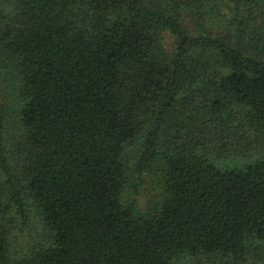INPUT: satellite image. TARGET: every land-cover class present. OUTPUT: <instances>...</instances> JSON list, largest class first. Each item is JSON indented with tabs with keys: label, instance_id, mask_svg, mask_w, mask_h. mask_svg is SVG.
<instances>
[{
	"label": "trees",
	"instance_id": "16d2710c",
	"mask_svg": "<svg viewBox=\"0 0 264 264\" xmlns=\"http://www.w3.org/2000/svg\"><path fill=\"white\" fill-rule=\"evenodd\" d=\"M0 264H264V0H0Z\"/></svg>",
	"mask_w": 264,
	"mask_h": 264
}]
</instances>
